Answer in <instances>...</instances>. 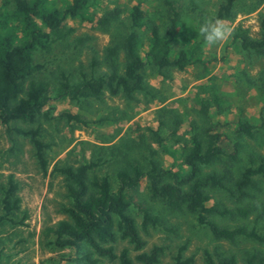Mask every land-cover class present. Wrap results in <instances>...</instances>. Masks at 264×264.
Instances as JSON below:
<instances>
[{
    "label": "rangeland",
    "instance_id": "1",
    "mask_svg": "<svg viewBox=\"0 0 264 264\" xmlns=\"http://www.w3.org/2000/svg\"><path fill=\"white\" fill-rule=\"evenodd\" d=\"M223 1L171 0L179 13L171 53L175 55L179 49L198 42L201 64L189 65L182 71L158 70L147 64L142 70L147 89L134 93L130 100L121 93L110 96L104 91L99 99L53 101L41 109L33 123H0V186L6 187L10 177L16 184L19 199L18 210L0 224V264H119L117 260L97 256L85 245L77 249L58 248L52 236L43 235L46 227L67 219L61 210L70 203L66 181L52 172L54 167L98 163L93 173L107 176L115 189L114 175L127 162L135 161L146 168L153 161L164 169L185 170L183 154L192 136L205 147L220 145L226 151L219 164L202 167L204 174L228 168L232 177H237L244 168L264 159V51L242 50L236 38L239 33L253 40L260 38L264 0H236L231 15L220 20L231 29L228 38L215 46H206L196 33L198 24L213 20ZM68 2L52 0L50 4L62 8ZM133 6H138L144 14L145 25L139 30L130 26L129 13ZM85 14L92 20L65 19L63 27L71 32L56 40L49 53L33 52L32 62L41 69L31 79L55 84L61 72L70 83L79 82L82 76H100L107 72L106 47L120 42L132 30L145 44L154 31L163 34L162 29L169 25L164 0H95ZM103 18L109 20L105 25L100 24ZM183 19L192 21L189 28L181 24ZM92 59L98 62L94 68L90 66ZM117 61L122 72V52ZM201 102L208 106L207 116L200 112ZM73 115H78L81 122L67 118ZM242 122L251 124L252 128L248 132L239 131L237 123ZM36 128L41 141L48 145L45 174L36 163L28 138L14 132V129ZM254 179L257 190H247V196L240 200L226 191L207 189L210 198L206 207L245 208L247 217L209 216L208 219L220 227L243 225L263 232L264 179ZM130 193L132 204L127 213L144 246L140 251L133 250L115 229L113 249L115 255L126 249L134 264H138L136 255L148 252L153 246L162 248L158 264H171L181 247H184L180 251L182 257L191 256L193 264H203L205 250L214 257L233 254L237 264H244L246 253L256 251L264 255L262 244L243 238L233 243L217 241L206 226L197 223L196 215L169 211L162 200L150 198L145 178ZM141 209L157 216L159 224L143 229Z\"/></svg>",
    "mask_w": 264,
    "mask_h": 264
},
{
    "label": "trees",
    "instance_id": "2",
    "mask_svg": "<svg viewBox=\"0 0 264 264\" xmlns=\"http://www.w3.org/2000/svg\"><path fill=\"white\" fill-rule=\"evenodd\" d=\"M51 1L0 0V123L3 125L14 121L33 123L43 107L65 98L99 99L107 91L110 96L121 93L130 100L134 93L145 92L147 89L142 75L147 64L158 70L175 68L182 71L189 65L202 63L198 42L189 44L172 55L171 43L177 35L179 13L171 0H164L169 13V26L165 33L158 34L154 31L144 44L141 37L132 30L120 42L106 47L107 72L104 74L90 78L82 76L77 83H70L62 72L55 84L42 79L33 80L32 74L41 69L40 65L32 62L33 52L40 50L49 53L56 40L64 39L70 34L71 29L63 27L65 19L92 20L85 13L95 0H70L62 8L51 6ZM235 1L224 0L218 6L213 20L228 18ZM108 21L103 18L100 24L105 25ZM129 21L132 29L139 30L145 25L143 11L138 6L131 8ZM259 29L258 40L249 39L240 33L237 35L242 50L256 53L264 51V16L259 21ZM119 52H122L124 58L122 72L119 71L117 61ZM97 65L98 62L92 59L91 68ZM200 112L204 116L208 115V106L204 102H201ZM67 118L81 122L78 115ZM251 128L252 125L246 122L237 123L239 131L248 132ZM14 132L28 138L36 163L45 174L48 165L45 151L48 145L41 141L39 129H14ZM225 156L226 151L220 145L205 147L201 140L192 136L190 146L183 154L182 165L185 170L175 172L164 169L153 161L146 168L140 167L135 161L127 162L114 175L115 189L107 176L93 173L98 163L89 161L75 168L54 167L52 172L60 174L66 181L70 203L61 210L67 219L46 227L42 233L46 237L52 236L53 244L58 248L77 249L85 245L99 257L117 260L119 264H134L126 249L115 255L113 244L117 231L120 239L131 244L133 250L140 251L144 246L127 210L132 204L131 190L145 178L151 199L162 200L171 212L196 215L197 223L206 226L213 239L233 243L243 238L264 245V231L259 233L243 225L220 227L208 219L209 216L245 218L248 211L245 208L231 210L216 205L206 207L210 198L207 189L226 191L231 197L240 200L247 196V190H257L254 178L264 179V159H260L255 166L244 168L237 177H232L228 168L219 172L202 173V167L219 164ZM230 158L235 160L234 155H230ZM16 188L10 177L6 187L0 186V224L7 221L8 215L13 211L18 210ZM140 212L143 229L159 224V218L150 214L147 209H141ZM183 248L177 252L171 264H193L191 256L182 257L180 254ZM161 254L162 248L153 246L148 252L136 255L135 261L138 264H158ZM243 262L264 264V255L256 251L249 252L245 254ZM203 264H237V261L233 254H218L214 257L205 250Z\"/></svg>",
    "mask_w": 264,
    "mask_h": 264
},
{
    "label": "clouds",
    "instance_id": "3",
    "mask_svg": "<svg viewBox=\"0 0 264 264\" xmlns=\"http://www.w3.org/2000/svg\"><path fill=\"white\" fill-rule=\"evenodd\" d=\"M192 21L188 19H183L181 24L186 25L188 28L191 26ZM169 25H165L162 29L164 34L165 30ZM231 29L219 19L216 20H204L198 24V28L196 33H198V37L202 39V42L206 46H215L219 42L224 41L228 38Z\"/></svg>",
    "mask_w": 264,
    "mask_h": 264
}]
</instances>
